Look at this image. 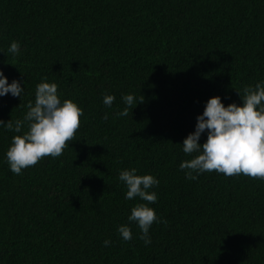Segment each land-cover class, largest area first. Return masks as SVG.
I'll list each match as a JSON object with an SVG mask.
<instances>
[{
	"label": "trees",
	"instance_id": "1",
	"mask_svg": "<svg viewBox=\"0 0 264 264\" xmlns=\"http://www.w3.org/2000/svg\"><path fill=\"white\" fill-rule=\"evenodd\" d=\"M0 69L24 87L0 120H23L43 81L83 108L62 155L22 175L5 154L27 124L0 128V264H264V179L179 167L209 98L241 104L264 81V0H0ZM126 94L138 103L120 116ZM131 168L159 179L156 203L125 199ZM138 203L164 221L149 245L128 220Z\"/></svg>",
	"mask_w": 264,
	"mask_h": 264
},
{
	"label": "clouds",
	"instance_id": "2",
	"mask_svg": "<svg viewBox=\"0 0 264 264\" xmlns=\"http://www.w3.org/2000/svg\"><path fill=\"white\" fill-rule=\"evenodd\" d=\"M14 56L20 55L21 45L13 41L8 49ZM24 87L21 82L8 77L0 69V97L11 94L22 97ZM242 103L225 104L220 96H213L205 103L204 111L197 116L195 131L184 139L183 152L197 155L179 165L186 170L189 180H196L198 175L213 170L227 176L244 174L253 178L264 179V81L255 87L247 86L243 94L239 92ZM122 99L128 107L119 112L120 116L128 115V108L138 103L134 94H126ZM114 95H105L103 103L111 107ZM28 111L23 120H0V128L20 133L27 124L28 131L23 135H15L6 151V162L16 175H22V170L34 166L43 157H58L62 155L68 142L73 140L78 128L83 108L71 99L61 101L58 85L55 82L43 81L36 86L35 102L29 101ZM108 115L105 114L104 119ZM207 132V140L200 143L202 134ZM136 168L124 169L119 174V180L126 185L125 199L139 197L154 204L158 200L155 191L148 190L158 186L160 181L152 174H137ZM196 173V175H194ZM130 222H135L141 229L140 239L145 245L151 244L149 230L153 223L164 222L149 204L138 203L128 216ZM121 238L129 241L133 238L131 228L121 225L118 228ZM111 244L110 239L104 240V245Z\"/></svg>",
	"mask_w": 264,
	"mask_h": 264
}]
</instances>
